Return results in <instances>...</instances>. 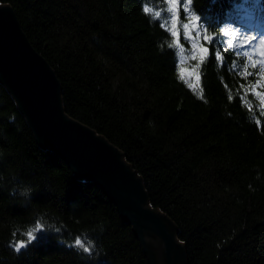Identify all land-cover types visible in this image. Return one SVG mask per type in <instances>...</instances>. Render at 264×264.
I'll return each instance as SVG.
<instances>
[{"label": "trees", "instance_id": "16d2710c", "mask_svg": "<svg viewBox=\"0 0 264 264\" xmlns=\"http://www.w3.org/2000/svg\"><path fill=\"white\" fill-rule=\"evenodd\" d=\"M188 1L208 37L192 82L164 0H0L55 71L68 116L124 154L175 224L188 264H264V57L224 34L246 20L264 30V0ZM0 264H151L1 83Z\"/></svg>", "mask_w": 264, "mask_h": 264}, {"label": "water", "instance_id": "95a60500", "mask_svg": "<svg viewBox=\"0 0 264 264\" xmlns=\"http://www.w3.org/2000/svg\"><path fill=\"white\" fill-rule=\"evenodd\" d=\"M0 83L16 101L39 145L62 158L78 178L95 183L118 208L151 264L156 263L146 238L160 242L162 264H188L175 224L150 206L143 180L124 154L95 130L68 116L55 71L32 46L14 9L1 2Z\"/></svg>", "mask_w": 264, "mask_h": 264}, {"label": "rangeland", "instance_id": "374dc122", "mask_svg": "<svg viewBox=\"0 0 264 264\" xmlns=\"http://www.w3.org/2000/svg\"><path fill=\"white\" fill-rule=\"evenodd\" d=\"M164 1L166 6L164 10L158 12V16L162 19L163 25L175 34L177 42L179 41L178 37L180 32V34L186 38V45L188 46H183L182 44L181 46L179 45L181 50L180 62L186 65V69L183 73L184 76L188 78L189 82H192L191 78L194 74V68L188 67L191 64L194 65L199 62V49L203 47L202 41L206 40L204 34L205 28L191 13L188 0H171V2L170 0ZM185 25L188 27L186 28ZM263 32V29H260L250 20H246L244 23L240 24L233 22V24H229L224 29V34L230 37L229 42L233 46H243L252 54L264 57V37H261ZM193 55L196 56L195 60L192 59ZM146 239L148 248L154 256L155 263L162 264L164 257L159 248L160 242L153 238ZM178 260L180 261L181 257H179ZM179 264H182V261H180Z\"/></svg>", "mask_w": 264, "mask_h": 264}, {"label": "snow or ice", "instance_id": "6c2138e0", "mask_svg": "<svg viewBox=\"0 0 264 264\" xmlns=\"http://www.w3.org/2000/svg\"><path fill=\"white\" fill-rule=\"evenodd\" d=\"M170 2H171V0H170ZM145 11H147V9H145ZM157 15H159V14L157 13ZM185 27L187 28L188 26L185 25ZM205 39L207 40L208 37L206 36ZM199 52H200V58H201V60H203L204 54L208 52V49H207V48H203V47H201V48L199 49ZM218 55H219V54L217 53V56H218ZM192 59L195 60V59H196V56L193 55ZM182 71H183V70H182ZM258 83H259V82H258ZM257 95H264V94H261V93L257 92Z\"/></svg>", "mask_w": 264, "mask_h": 264}, {"label": "clouds", "instance_id": "9594fccd", "mask_svg": "<svg viewBox=\"0 0 264 264\" xmlns=\"http://www.w3.org/2000/svg\"><path fill=\"white\" fill-rule=\"evenodd\" d=\"M29 191H30V189H29Z\"/></svg>", "mask_w": 264, "mask_h": 264}]
</instances>
